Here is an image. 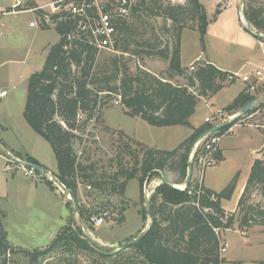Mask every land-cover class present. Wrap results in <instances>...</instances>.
Returning a JSON list of instances; mask_svg holds the SVG:
<instances>
[{"label":"trees","instance_id":"1","mask_svg":"<svg viewBox=\"0 0 264 264\" xmlns=\"http://www.w3.org/2000/svg\"><path fill=\"white\" fill-rule=\"evenodd\" d=\"M246 2V17L257 31L264 34V0ZM258 2L262 4L256 7ZM138 3L132 15L140 16L148 10L147 0ZM158 9L164 10L167 19L180 24L172 50L166 45L164 50L154 54L152 50L158 45L151 42L145 44L151 49L147 52L148 56L156 55L168 62L166 77L156 76L146 70H139L133 75L122 58L97 64L96 48L85 41L69 40V34L75 29V22L69 20L55 28L60 35L59 42L50 47L43 68L29 79L25 120L51 145L58 163L56 177L69 189L76 202L80 185L109 195L125 196L132 179L138 178L142 190L145 183L165 172L178 175L179 181L175 184H184L192 166L189 161L191 148L195 140L212 127L211 124H205L194 128L190 120L201 99H210L226 87L229 73L203 62L195 72L188 74L181 62V34L186 28L181 22L187 16L197 21V27L192 30L199 32L201 44L205 47L209 25L205 9L199 0H187L185 5L169 4ZM129 31L130 26L124 20L119 26L116 51L131 53ZM134 53L137 54L136 51ZM176 77L186 78L187 83L181 85L173 82ZM233 82L230 81V84ZM112 98H118L116 102L122 105L124 114L129 117L140 118L160 128L184 126L192 129L193 133L172 150L152 148L128 138L127 142L121 141L115 156L109 160V168H114V172L101 171L97 163L86 161L77 153L74 142L79 137L77 132L81 115L87 116L86 125L96 119L106 100ZM253 100L254 96L242 91L224 111L233 115ZM260 107H264V104ZM238 120L227 124L219 134H224ZM262 132L264 135V130ZM119 135L123 137L125 134L121 131ZM262 155L252 166L235 212L227 211L223 201L232 199L239 175L221 192L194 181L186 190L166 183L160 184L150 200L153 221L129 248L140 258L139 264H239L229 263L222 256L226 244L221 234L228 230L245 234L252 227H264V203L253 204L250 196L258 188L264 200V151ZM216 158L218 161L223 160L221 151ZM30 162L37 164L32 159ZM45 182L53 190L56 189L49 179H45ZM141 201L144 202V196H141ZM78 211L86 221H91L94 215L85 208H79ZM147 216L145 209V221ZM5 218L6 214L0 210V264H11L10 258L16 253H23L31 262H36L39 257L64 245H69L66 252H71L75 245L91 253L97 252L70 225L58 233L46 250H15L8 241ZM121 253L105 255L117 259ZM129 263L137 264L136 260H130Z\"/></svg>","mask_w":264,"mask_h":264},{"label":"rangeland","instance_id":"2","mask_svg":"<svg viewBox=\"0 0 264 264\" xmlns=\"http://www.w3.org/2000/svg\"><path fill=\"white\" fill-rule=\"evenodd\" d=\"M14 1L0 0V7L8 9ZM41 2V0L38 1V3ZM147 2L148 10H145L146 12L140 16L131 14L127 19L130 26V42H132L131 53L102 50L97 54V64L122 58L133 75L139 70H146L156 76L166 77L168 62L156 55L148 56L147 52L151 49L145 44L151 42L158 45L152 50L154 54L164 50L166 45H169L172 50L176 43V30L180 24L167 19L164 10L158 8L169 4L185 5L187 0H147ZM202 3L206 7L204 9L208 23L213 24L207 45L211 48L210 51L213 56L226 63H228L227 60H235L236 62H232L235 64L234 67L239 64L238 60L242 57L241 52L244 47H247L252 55L261 56L262 51L257 48L260 39L255 35L247 37L245 32H249V29L246 26L244 27L247 31L241 29L238 12H241L240 9L243 8L242 0H222L221 9H226L225 18L228 20L227 26H223L225 34L219 33L222 22L214 23L218 8L216 1L202 0ZM246 4L245 0V10L247 9ZM261 4L262 2H258L255 6L259 7ZM31 17L30 13L10 15L4 17L3 22L8 20V22L15 23L16 18L29 21ZM181 23L184 24V27L186 26L182 34L186 30L183 34V48L184 63L188 64L194 57L201 52L206 53L207 50L201 44L199 32L192 30L193 27H197V21L193 20L191 16H187ZM7 32L2 38L5 43L0 50V89H6L9 95L0 100V139L15 154L21 153L24 157L27 153L37 155L44 162L46 174H48L47 178H49L58 172L55 153L51 145L38 135L25 120L24 106L27 97L28 78L32 73L43 68L50 47L59 42L60 35L54 28L42 30L20 27L14 34ZM249 39L256 40V45ZM135 42L139 45H136ZM134 51L137 52L136 55H133L135 54ZM204 57L206 58V55ZM230 57L235 59L232 60ZM202 63L196 64V70L198 65ZM191 72L195 71L187 69L188 74ZM173 81L181 85L187 83L184 77H176ZM226 84H230L228 79ZM231 97L229 93H222L216 100L215 106L220 107ZM254 98L260 100L261 103L255 107L257 110L251 114V117L247 115V123L260 126L263 131L264 107L261 108L260 105L264 104V86L259 89ZM117 100L118 98L106 100L105 106L96 115V119L89 121L86 125L84 123L87 116L82 114L79 118L81 125L77 132L79 137L74 142L75 150L84 160L97 163L101 171L114 172V168H109V160L115 156L121 141L122 143L127 142L128 138L144 142L146 145L149 144L148 146L152 148L172 150L184 141L183 138L186 133H190V130L184 126L160 128L151 126L140 118L129 117L124 114L123 107L121 104H117ZM209 113L210 110L206 105L201 104L198 111L200 120L204 121L205 116ZM238 113L239 111L233 115ZM121 131L125 134L123 137L119 135ZM254 132L253 129L247 127H236L233 133L225 134L221 144L231 149L233 154H230L225 162L218 161L213 167L207 169L205 175L207 185L221 192L238 175L240 177L239 172L245 171V160L250 155L249 148L257 145V134ZM263 151L264 148L260 158L263 157ZM190 157L189 161L192 166L188 170V175L192 171L194 175L192 181L200 182L199 169L196 162H192ZM0 164L3 170V172L0 170V176L3 178L18 176L24 182L23 184H27V180L33 183L37 182L39 190L46 188L45 185L47 184L38 176L30 177L24 175L21 170L17 173L9 170L5 158L1 159L0 157ZM162 176H165L177 188L184 185L175 184L178 183L179 177L172 172L160 173V176L145 183L142 190L138 178L132 179L128 183L125 196L109 195L80 185L77 202L72 197L76 207L72 206L70 197L68 199L66 195H61L59 192L52 196H40L41 192L39 196H28L27 194L6 196L7 199H2L0 203L6 214L5 220H8L7 226L11 231V237L22 239L24 244L30 245L29 248H25L26 250H46L59 231L68 225L72 226L81 238L97 250L96 253H91L75 245L72 246L71 252H66L69 245H64L62 248L48 252L44 257H39L36 262H31L23 253L13 254L10 258L11 264H131L129 263L130 260H136V263L139 264L140 258L133 249L122 251L117 259L109 258L105 254H111L113 250L126 243L137 240L144 230H148L151 221L148 216L146 221L143 219V212L150 206L151 197L158 185L162 184ZM241 195H239V188H237L235 197L227 204L228 209L238 206L236 205L237 197ZM141 196H144V202L141 201ZM250 196L253 204L264 203L258 188ZM79 208L87 209L91 215L107 214L106 222L101 227H95L91 221H86L80 217ZM43 210L52 217L46 223L51 222V219L55 220V223H48L44 228L40 226L43 228V232L38 233L36 231H39L40 227H36L35 224L37 223L34 224L33 222L35 216L45 212ZM221 237L226 244V250L222 252V256L227 262L239 264L264 262V227H252L245 234L234 230L223 231ZM34 238H36L37 244H31Z\"/></svg>","mask_w":264,"mask_h":264},{"label":"built area","instance_id":"3","mask_svg":"<svg viewBox=\"0 0 264 264\" xmlns=\"http://www.w3.org/2000/svg\"><path fill=\"white\" fill-rule=\"evenodd\" d=\"M38 1L15 0V3L8 9L0 7V36L4 17L31 13L34 15L33 21L30 22L31 28L55 29L61 22L72 20L75 22V29L69 34V40L85 41L96 48L98 52L102 50L113 51L119 39V26L130 17L138 4V0H41V3ZM29 3L34 5L29 6ZM260 44L264 50V40H261ZM199 62L193 63L190 70L196 71V64ZM227 79L229 81L240 80L245 85L243 90L245 94L255 96L259 89L264 86V63L254 67L251 71L230 73ZM7 95V90L0 92V98ZM236 115H230L224 110H217L205 118V124L212 126L222 123L229 124L234 121ZM247 115L241 116L235 125H247V118L251 117V115L248 117ZM232 127L224 134H219V131L207 135L200 142L194 154L191 155L190 160L195 161L199 169L200 184L204 183L207 169L218 162L216 156L220 152L222 139L225 134L232 133ZM7 168L9 170H21L30 177L39 175L34 169L25 166L22 161L12 160L10 154L7 158ZM49 179L54 184H58L65 192L66 187L59 182L56 176H50ZM106 217L107 214L93 215L91 223L95 227H101L106 222ZM225 250L226 248H223L222 252Z\"/></svg>","mask_w":264,"mask_h":264},{"label":"crops","instance_id":"4","mask_svg":"<svg viewBox=\"0 0 264 264\" xmlns=\"http://www.w3.org/2000/svg\"><path fill=\"white\" fill-rule=\"evenodd\" d=\"M199 1L203 5V7L206 8L205 5L202 3V0H199ZM214 1H216V5L218 6L217 11H216L217 15H216L214 23L219 24V23L222 22V26H220L221 28L219 30V33L220 34H225L226 32L224 31L223 26H225V25L227 26V22H228L227 18H225L226 9H224V10L221 9L222 0H214ZM14 3H15V1L13 2V4ZM238 4H239V1H238ZM11 6H9V7H11ZM240 11H241V9H240ZM23 14H27V13H23ZM31 15H32V17L29 19V21L28 20H21L20 18H16L15 23L14 22L13 23L8 22V20L3 22L2 30H1L2 33H1V36H0V50H2V48H3L2 45H4V43H5V41L2 40V38L4 37V35L6 34L7 31H8L7 33H9V34H14V33L17 32L18 28H20V27L21 28H25V29L31 28L30 27V22H32L33 18H34V15L33 14H31ZM238 17H239V21L241 23V29L243 28L245 31H247V29L244 27V26L247 27V25H246L245 21L242 18L241 12H238ZM20 21H22V22H20ZM212 26H213V24H211L209 22V25H208V28H207V34H206V37H205V48H206L207 52L206 53L201 52L199 55L194 57L188 64L184 63L183 34H184V32L186 30L183 32V34L181 36V62H182V66L184 68L190 69V66L193 63L201 61V62L210 63V64L214 65L216 68H218L219 70H221L223 72H227V73L230 74V73H236V72L251 71L254 67L260 66V65H262L264 63V50H263V48H262V46L260 44L261 40L258 41V43H257L256 40L249 39V41H253L254 44L257 43L258 50L260 51V49H261V51H262L261 56L259 57V56L252 55L250 53V50L247 47H244L242 49V52H241L242 57L238 60L239 64L237 66H235V67L233 66L235 64L232 63V62H236L235 60H233L235 58L230 57L233 61L227 60L228 63H226L224 61H221L219 58H216L215 56H213V54L210 51L211 48L209 46H207L208 43H209V36H210V31H211V27ZM31 29H34V28H31ZM252 30L253 31H257L253 26H252ZM245 34L247 35V37H253L254 36L252 31L245 32ZM205 55H206V58L204 57ZM30 77H31V75H30ZM30 77L28 78V82H29ZM28 82H27V95H28ZM244 88H245V85L240 80H237V81H234L232 84L226 85V87H224L214 97H212L210 99H201V101L199 102V105L197 106L195 114L193 115V117L190 120L191 125L194 128H200V127L204 126L205 125V118L209 117L212 113H214L217 110H224L227 106H229L231 103H233V101L241 94V92L244 90ZM4 90H6V89H0V92L4 91ZM222 93H229L232 97L228 101H226V103L221 105L220 107H216L215 106L216 105L215 102L218 99V97H220V95H222ZM6 97L0 98V100L5 99ZM26 101H27V97H26ZM201 104H205L206 107L210 110V113L205 116L204 121H201L200 118L198 117V111H199V108L201 107ZM25 105H26V103H25ZM24 108H25V106H24ZM236 127H238V128L247 127V128L253 129L255 131L254 133L257 134L256 135L257 136V145H255V147H253V148H249L250 149V151H249L250 155H249L248 159L245 160V171L241 170L239 172L240 173V177H239V180H238L237 188H239V195H241L243 190H244V188H245V186H246L247 180H248V178L250 176L251 169H252V166H253L254 162L257 159H260V157H261V152H262V150L264 148V135L262 133V130L260 129L261 127L257 126V125H253V124L242 125V126L234 125L232 127V133L234 131V128H236ZM188 129L190 130V133H186L185 137L183 138L184 140L186 138H188L190 135H192V133H193L192 129H190V128H188ZM147 145H149V144H147ZM230 150L231 149H228V147H224L221 144L220 151H221V155H222V158H223V160L221 162H225V160L228 159L230 154H233V152L230 151ZM9 154L11 155L12 159H14L15 161L19 160V161H29L30 162L31 159L34 160L35 162H37V164L42 166L44 168V170H45V174H39L38 173L39 175H37V176L39 177V179H41L44 182H45V179H49V178H47L48 174H46V167H45L44 162L42 161V159H40L37 155H33L32 153L31 154L27 153L26 157L22 156L21 153L15 154L12 151H10V149L7 147V144L2 142L1 139H0V157H1V159L5 158V160L7 162V158H9ZM1 166L2 165L0 164V170H2ZM13 167H14V165H13ZM11 170L16 172V173H17V171H19L18 169H11ZM2 172H3V170H2ZM56 174L54 176H56ZM0 175H1V171H0ZM205 175H206V173H205ZM23 183L24 182H22L21 178L18 177V176L8 177L7 179L5 177L3 178L2 176H0V202H1L2 199H7L6 196H20V194H23V195L27 194L28 196H39L40 192H41L40 196H52V195H54V193L57 195V192H59V193H61V195H66V197L69 199L68 195L65 194V192L62 190V188L59 187L58 184H54L53 182L52 183H53V185L56 188L54 190L46 182L45 183L48 186L45 185L46 188H42L40 190H39V186L37 185V182L33 183L31 181H27L26 180L27 184H23ZM204 185H205V187H207V188H209V189H211L213 191L219 192L214 187L207 185L206 181H205V178H204ZM237 188H236V190H237ZM234 197L235 196L233 195L232 199ZM240 197L241 196L237 197V201H239ZM68 199H67V201H68V206H69V200ZM232 199L229 200V201H223V207L229 212H235L237 210V207H235L233 209H228V207H227V204L230 203L232 201ZM236 205H238V202H237ZM0 210L4 212V210L1 207V203H0ZM43 211H45V210H43ZM35 217L36 218H35V221L33 223L34 224L37 223V224H35L36 227L42 226L44 228V227H46V225L48 223H53V222L55 223V220H53V219L50 220L51 222L46 223L47 220L52 218L50 216V214H48L46 211L45 212H41L38 216H35ZM7 222H8V220H4L5 230L7 231L8 241H9V244L11 245V247L13 249H15V250H19V249L26 250L25 248H29L30 245L24 244L22 239L21 240L13 239L11 237V231H10L9 227L7 226ZM43 228L40 227L39 231H36V232H38V233L43 232ZM64 228H62L61 230H63ZM234 231H238V230H234ZM144 232H145V230L142 233H144ZM36 241H37L36 238H34L33 242L31 241V244H33V243L37 244ZM53 241H54V239L52 240V242ZM228 261H232V260H228Z\"/></svg>","mask_w":264,"mask_h":264},{"label":"water","instance_id":"5","mask_svg":"<svg viewBox=\"0 0 264 264\" xmlns=\"http://www.w3.org/2000/svg\"><path fill=\"white\" fill-rule=\"evenodd\" d=\"M242 3H243V8L241 10V15H242V18L243 20L245 21L246 25H247V28L249 29V31H252L253 34L259 38L260 40H264V34L263 33H260L258 31H253L252 30V25L250 23V21L248 20V18L246 17V14H245V8H244V3H245V0H242ZM261 103L260 100H253L251 102H249L248 104H246L243 108L240 109L239 113L235 116L234 120L240 118L241 116L243 115H247L249 112H251L252 110L255 109V107ZM227 124L226 123H222V124H219V125H216V126H212L210 129H208L207 131H205L202 135H200L194 142L192 148H191V151H190V156L192 154H194L196 148L198 147V145L200 144V142L207 136V135H210V134H214V133H217L219 132L220 130H222ZM25 166L27 167H30L32 169H34L36 172H38L39 174H45V170L42 166H40L39 164H36V163H33V162H29V161H22ZM192 179H193V173L192 171L189 172V175L186 179V182L184 183L183 185V189H180V188H177V186H175L174 184L170 183V181L165 177V176H162L161 177V181L162 183H166V184H169L171 186H174L176 187L177 189H180V190H186L190 187L191 183H192ZM159 186V185H158ZM65 194L68 195V197H70V201H71V204L72 206L76 207V203L74 202V200L72 199V195H71V192L69 191V189L65 188ZM147 213H148V217L150 218V221L152 222L153 221V215H152V208L151 206H149L147 208ZM136 242V240H133V241H130L128 243H126L125 245L121 246L120 248H117L115 250L112 251V254H118L122 251H125L127 249H129L130 247L133 246V244Z\"/></svg>","mask_w":264,"mask_h":264},{"label":"bare ground","instance_id":"6","mask_svg":"<svg viewBox=\"0 0 264 264\" xmlns=\"http://www.w3.org/2000/svg\"><path fill=\"white\" fill-rule=\"evenodd\" d=\"M181 189H183V185L182 186H179Z\"/></svg>","mask_w":264,"mask_h":264}]
</instances>
